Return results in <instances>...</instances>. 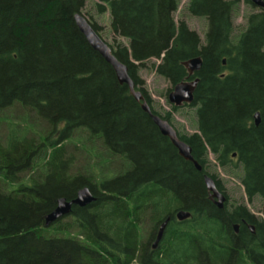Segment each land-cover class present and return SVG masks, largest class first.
<instances>
[{
    "label": "trees",
    "instance_id": "obj_1",
    "mask_svg": "<svg viewBox=\"0 0 264 264\" xmlns=\"http://www.w3.org/2000/svg\"><path fill=\"white\" fill-rule=\"evenodd\" d=\"M244 1L251 10L237 33L239 0H189V15L208 23L204 39L176 21L181 0L97 2L128 40L110 46L154 113L139 76L149 61H159L153 67L169 91L198 79L191 104L198 132L182 139L199 171L79 30L74 16L85 0H0V264L141 263L146 221L154 226L181 210L191 217L170 223L168 238L180 235L168 263L264 264V220L252 222L253 263L239 261L244 247L233 224L253 215L244 204L218 208L204 180L222 186L210 171L213 155L237 174L250 202L264 200V7ZM196 57L202 66L190 73L185 63ZM85 186L97 200L74 206L65 224L45 226L57 200Z\"/></svg>",
    "mask_w": 264,
    "mask_h": 264
},
{
    "label": "rangeland",
    "instance_id": "obj_2",
    "mask_svg": "<svg viewBox=\"0 0 264 264\" xmlns=\"http://www.w3.org/2000/svg\"><path fill=\"white\" fill-rule=\"evenodd\" d=\"M97 2L99 0H85V7L82 10L83 15L89 21H95L101 27V37L111 45L117 42L129 46L128 40L124 37L118 36L111 27V14L109 11L99 13L97 10ZM189 0H181L178 11L175 13V19L179 23L184 20L189 28L197 32L201 38L204 39L208 23L204 18L194 17L189 15L187 5ZM251 8L244 0H239L238 10L234 17V24L236 32L239 33L246 26V15ZM158 60H152L147 63V67L142 68L139 72L140 78L144 81V87L148 90L151 97L152 106L157 112L164 115L171 113V124L179 131L180 134L187 136L198 132L196 108L192 106H182L174 109V105L169 102L168 95L171 91V84L164 77L160 76L153 64H158ZM210 171L217 174L218 178L224 182L227 193L230 196V204H244L249 211L257 217L264 218V200L256 197L253 202H249L245 193V189L241 184L240 178L230 169L225 170L218 166L213 155L210 156ZM85 160L82 154H78L77 165L82 166ZM240 174V172H239ZM231 206V205H230ZM229 206V207H230ZM66 217V216H65ZM62 218L63 224L69 219ZM52 228L51 230H53Z\"/></svg>",
    "mask_w": 264,
    "mask_h": 264
},
{
    "label": "water",
    "instance_id": "obj_3",
    "mask_svg": "<svg viewBox=\"0 0 264 264\" xmlns=\"http://www.w3.org/2000/svg\"><path fill=\"white\" fill-rule=\"evenodd\" d=\"M253 4L258 7H264L263 0H251ZM75 22L79 30L86 37L90 45L114 68L116 76L120 84H125L129 87L131 95L135 98L137 102L141 103V107L144 112H146L155 125L159 128L162 135L168 137L172 144L178 149L179 154L186 160L191 161L194 166L201 171L203 169L202 165L194 158L192 154L191 146L180 139L175 127L166 119H163L158 114L154 113L149 102L145 98L141 90L137 89L136 84L129 74V68L126 64L121 62L113 53V50L101 36L93 28L90 21L81 13H77L74 16ZM190 73L200 70L202 66V60L200 57L192 58L185 63ZM198 84V79L192 81L181 82L175 86L173 91L169 94V101L176 105L181 106L184 103H192L194 99V90ZM255 123H260V114L256 113ZM236 156V154H234ZM207 189L210 191V198L215 200V204L222 208L226 200L225 195L220 192L217 187L216 181L209 175L205 174L204 177ZM97 200V197L92 193L91 189L87 186L82 187L78 190L76 197L72 200H68L65 197H61L57 200V205L53 211L45 216V226H50L56 223L58 220L64 218L71 214L74 206L86 207ZM191 217V212L186 210H181L177 212V219L179 221H184ZM170 218L166 219L161 225L158 238L154 246H156L161 240L163 233ZM238 225L235 226V231H237ZM254 231V227L251 226Z\"/></svg>",
    "mask_w": 264,
    "mask_h": 264
},
{
    "label": "flooded vegetation",
    "instance_id": "obj_4",
    "mask_svg": "<svg viewBox=\"0 0 264 264\" xmlns=\"http://www.w3.org/2000/svg\"><path fill=\"white\" fill-rule=\"evenodd\" d=\"M187 81H192V80H185L183 82H187ZM171 87H172V85H171ZM174 88H175V86L173 87V89ZM173 89L171 90V92L173 91ZM168 99H169V95H168ZM191 104L192 103H189V104L184 103L181 106H176L174 104L173 105H174V109H177V107L188 106V105L191 106ZM158 115L161 116L163 119L168 120L171 123V113L170 112H168V113H166L164 115H162V114H158ZM177 132H178V135H179L180 139L183 140L182 136L184 134H180L178 130H177ZM183 141H185V140H183ZM234 154H236V153H233V157H232L233 159H235L237 157V154H236V156ZM219 180L221 181L222 186L218 187V185H217V187L220 190V192H222L225 195V197H226V200H225V202L223 204V207L220 208V209L224 210V209H226V207L229 209L230 205L234 206L235 204H230V196L227 193L225 184H224V182H222L221 179H219ZM208 196H209V199L212 200L213 203L215 204V200L210 198V191L209 190H208ZM177 212L172 217L171 216H167V218H165L164 220L160 221L157 225H154V226L149 225V221H146L145 229H144L142 237L140 239V242H141L140 243V249H141V251H144V253L146 252V254H145L146 257L144 258V261H142L141 263L137 259H135L130 264H170L167 261H175L176 260V259H173V257L166 258L165 257V253L166 252H171V251L172 252H176L175 248H176V246L178 244L177 238H178V235H180V233L174 230L171 233V237L168 238V234L169 233H168L167 229H168L170 223H172V222L174 224H179V223L185 221V220L184 221H179L177 219ZM251 214L254 217L253 216H247V215L245 217L239 216V217H237L238 218V222L233 224V232H234L235 236H238V237L240 236L239 237V243H243V247L244 248L241 249L242 255H240L241 258L239 260V261H242L243 263H245V262L253 263V258L250 257L249 254H250L251 250H255V249L254 248L251 249V248H247L246 247L248 245H251V243L254 240V236L258 232V230H257L258 226L256 224L252 223V222H253V220L255 221V219L264 220V218H262V217H257L253 213H251ZM168 218H170V221L168 222V224L166 226V229H165V231L163 233V236H162L161 240L159 241V243L156 246H154L156 241H157V238H158V233H159L160 227L165 222V220L168 219ZM227 219H233V216H229V217H227ZM236 225H238L237 231H235V226ZM251 226L254 227V231L251 229ZM201 234H209V233L201 232ZM201 242L203 243L204 240H201ZM253 244H254V242H253ZM255 248H256V251H258V253H259L260 252L259 249L257 247H255ZM169 254L170 255L172 254V256H173L175 253H169ZM236 260L238 261V259H236ZM174 263H172V264H174Z\"/></svg>",
    "mask_w": 264,
    "mask_h": 264
}]
</instances>
